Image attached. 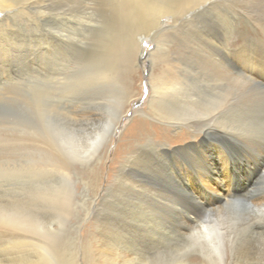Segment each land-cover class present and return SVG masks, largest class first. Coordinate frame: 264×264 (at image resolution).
Returning <instances> with one entry per match:
<instances>
[{
	"label": "bare ground",
	"instance_id": "6f19581e",
	"mask_svg": "<svg viewBox=\"0 0 264 264\" xmlns=\"http://www.w3.org/2000/svg\"><path fill=\"white\" fill-rule=\"evenodd\" d=\"M245 1L0 0V65L15 62L11 61L6 76L15 78L13 91L18 98L22 93L27 96V127L24 130L18 123L12 146L15 196L5 198L0 193V264H78L74 249L67 250L49 238L51 226L43 209L49 205L66 208L74 181L96 195L108 191L111 184L103 188L102 169L80 168L96 159L100 150L108 153L111 164L120 158L117 176L155 198L158 210L174 211L175 229L182 237L194 239L197 252L195 260L184 264H227L232 257L231 224L225 226L212 218L211 206L222 201V211L239 207V235L243 231L248 238L264 239V135L243 128L238 135L227 126L239 108L264 102V47L245 45L253 37L264 42V26L260 17L251 15L252 21H243L247 26L239 32V6L241 10ZM85 28L100 31L90 39L96 45L103 41L101 32L113 33L111 43L98 55L96 69L78 51L88 43L82 37ZM245 35L242 45L239 36ZM147 40L155 50L144 55L142 44ZM137 55L144 68L155 61L159 68L158 75L149 72L150 112L179 128L172 135L159 128L161 140H150L158 158L149 163L158 168V179H143L139 166L131 161L134 148L148 135V119L132 120L111 152L118 121L137 89L129 70H121L120 90L110 115L92 131L89 125L98 120V114L92 107H83L84 94H79L94 84L92 74L103 79L107 57L122 66ZM188 111L195 112L196 118L182 122L179 115ZM125 137H129L126 144L122 143ZM189 138L184 146H172ZM217 155L231 166L239 163L241 187L238 192L232 186L223 197L203 203L192 187L203 188L205 177L218 179ZM233 170L231 185L237 181ZM133 222L126 230H120L118 220L103 222L90 250L112 262L129 257L142 261L137 236L131 233L136 227ZM238 255L239 264L257 260L248 243L239 246ZM261 257L259 264H264Z\"/></svg>",
	"mask_w": 264,
	"mask_h": 264
},
{
	"label": "rangeland",
	"instance_id": "374dc122",
	"mask_svg": "<svg viewBox=\"0 0 264 264\" xmlns=\"http://www.w3.org/2000/svg\"><path fill=\"white\" fill-rule=\"evenodd\" d=\"M245 2L242 3L241 10L239 6V32H241V30L247 26L246 23L243 24L242 22L247 20V18L251 20V15L254 17H260L261 24L264 26V0H249V2ZM2 15L3 13L0 11V17ZM101 22H103V20ZM99 32V30L85 28L82 31V37H84L88 43L83 44L78 50L80 52L79 54L81 55V59L83 61L86 60V62L94 69L97 68L96 64L97 58H99L98 55L103 54L105 46L111 43L113 38V33L109 30H105L101 32V36L103 37L102 43L96 45L92 43L90 39L94 35H99ZM246 36L248 35L243 37L239 36V43L242 45L245 44L247 39L244 38ZM250 39H252V41L246 42L245 45L250 47H264V42H261L260 39L258 41L255 37ZM142 46L144 48V55L145 52L147 53L150 49L152 52L155 50V45L151 40L143 42ZM139 56L137 55L136 59L131 63L122 62V66L115 65L112 63V58L109 59V57H107V60L104 62L105 73L103 74L104 76H102L103 79L100 80L96 77L97 74H92L94 84H92L87 91L83 90L82 92H79V94H84V100L82 101L81 99L83 107H92L94 109L93 111L97 112L98 114V120L92 122L89 125V130L92 131L99 126L100 120L103 121L107 116L110 115L112 107L116 101V96L119 94L120 90L118 89V79L120 78L119 76L121 70L122 68L129 70L132 85L135 89H137L134 95L135 97H133L129 103V106L125 110V113L118 121L117 129L113 137V141L111 142V152H113L117 147L121 134L127 128L132 126V120L138 122L141 119H148V135L145 136V138H141L139 141V146L134 148L133 153L131 154V161L132 164L139 166H137V170L142 174L143 179H158L155 177L156 174L159 173L157 170L158 168L153 167L152 164L149 163L150 161L155 160V158H158L156 155V150H154L155 148L153 142L150 140L152 138L158 141L159 139L161 140L159 128L164 129L171 135L175 134L179 128H176L174 125L168 123L172 120L162 119L158 115L150 112L148 108V99L151 92L149 72L153 75H158L159 68L157 67L158 65L156 61L155 65L151 66L149 64L146 66V68H144L143 65H140ZM11 61H9V63L6 65H0V152L3 151V154L0 155V160L3 159L5 161V163L0 161V193L3 194L4 197L6 196L5 198H9L13 195L15 196L12 146L14 135L16 133V126L19 122H21V124L25 127L24 130L27 127V96L26 94L22 93V96H19L18 98V96L13 91L15 86V78L12 76L7 77L8 74L10 75L8 70L13 66ZM185 92H187V89ZM261 102L262 101L257 104H253L251 107H246L245 109L239 108L237 117L232 118L233 121L230 119L227 122L228 124L226 123L228 128L237 132L238 135L240 128L250 129L252 131L254 130L255 135L256 132L257 135H264V102ZM141 110H144L146 113L144 112L140 114ZM182 110L185 109L181 108L180 111ZM168 111H171V113L173 112V107L171 105L169 106ZM188 112L189 113L186 115L183 113L179 115L183 120L182 122H185V119L196 118L193 117L197 116L195 112ZM180 130L183 129L180 128ZM132 131L133 128L129 131V133ZM128 138L129 137H125L122 143L126 144L129 140ZM188 140L190 141V138L185 141L174 142L172 146H184ZM119 161L120 158L117 159L114 164H111L108 158V153L100 150L96 159H92L91 162H87V164L80 166L82 169H87L88 165L95 166L97 169H102L104 171V175L102 177L103 188H105L107 183L111 184L108 191H101L100 194L96 195L95 191L90 189L88 190L87 188H84L81 183L74 181L73 185L68 189V205L65 206L66 208H59V206L56 205L44 207L43 210L46 214L44 216L47 219V224L51 226V230H48V236L51 241L57 245L65 247L67 250L74 249L76 258L78 259V264H184L186 261L195 260L197 258V252L194 251V248H196L194 245V239L182 237L177 232V227L175 229V226L178 224V222L176 221V215L173 213L174 211L172 212V210H164L163 207L158 210L156 207L158 205L156 204L155 198L153 199L151 195L145 193V191L138 192V190L132 188V186L128 184L126 179L117 176L116 173L118 172L117 168ZM216 162L219 170V181L215 178L205 177L202 179L203 188L198 190L195 188V186L192 187L194 194L199 196L203 203H212V200L215 197H223L232 189V186L237 187L238 192L239 188L241 187V183H239V163L237 166H231L220 155L216 156ZM145 164H149L150 167L144 168ZM232 168L234 169L233 174H235V177L237 178V181L234 182L233 185H231L232 180L230 177ZM246 173L247 171L244 169L243 174L245 175ZM83 174H85L84 171ZM83 180H85V177ZM117 193H119V195ZM182 197L184 198L183 194ZM147 198L149 199L148 201ZM223 204L224 201L214 206L212 205L211 208L214 207V214H212V218L222 220L225 226H228L227 223L231 224L230 230L232 232V242L234 244L231 245L233 254L228 260L227 264H239V246L241 244L245 245V243L251 244V246L254 248L257 260H254L253 264H259L260 257L264 255V239L248 238L245 236L247 234H245L243 231H240L241 233L239 235V207L238 209L233 208L234 206H232L231 209L224 207L225 209L223 208L222 211L221 208ZM195 209L199 211L200 208L196 207ZM232 209H236L234 210L235 213H233V218H231L230 215V213H232ZM200 210L202 211V209ZM155 213H157L158 216H156ZM205 214L206 211L204 215ZM115 220H118L121 223L120 230H126L128 228L127 226L130 224V221H134L133 225L136 227H132L131 233H134L137 236L135 238V243L137 245L139 256H142H140V259H143L142 261L138 262L137 260L131 259L129 257L124 260L112 262L110 260L108 261L106 256H98L95 251L90 250V247L91 249H94L96 245L95 241L100 227L104 223L107 224L108 222ZM142 230H144V232ZM130 237L132 239L134 238V235H131ZM239 243L241 244L239 245ZM2 251L4 255L6 250L3 249ZM236 252L237 255L235 254ZM109 257L110 256H108V258Z\"/></svg>",
	"mask_w": 264,
	"mask_h": 264
}]
</instances>
